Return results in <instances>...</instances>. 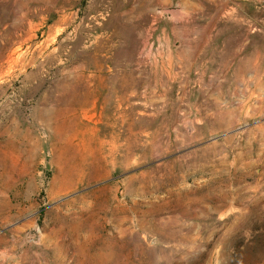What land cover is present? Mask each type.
I'll return each instance as SVG.
<instances>
[{"label":"rangeland","instance_id":"rangeland-1","mask_svg":"<svg viewBox=\"0 0 264 264\" xmlns=\"http://www.w3.org/2000/svg\"><path fill=\"white\" fill-rule=\"evenodd\" d=\"M0 264H264V0H0Z\"/></svg>","mask_w":264,"mask_h":264}]
</instances>
